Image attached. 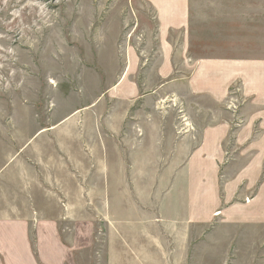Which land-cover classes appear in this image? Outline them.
Here are the masks:
<instances>
[{
	"label": "rangeland",
	"instance_id": "1",
	"mask_svg": "<svg viewBox=\"0 0 264 264\" xmlns=\"http://www.w3.org/2000/svg\"><path fill=\"white\" fill-rule=\"evenodd\" d=\"M155 11L150 0H0V220L34 219V212L37 219L56 218L58 239L69 251L65 264L111 263L107 247L114 226L108 222L118 220L128 246L137 244L139 236L130 225L119 223L123 206L101 205L102 179L92 167L97 159L80 158L78 166L84 173L75 175V183L65 182L62 162H53V157L65 159L66 153L74 156L75 151L66 149L60 136L64 132L53 131V124L68 119L75 123V134L88 141L99 124L100 133L107 125V137L120 133V122L122 135H130L131 118H156L152 103H163L168 113L163 117L174 125V139H184L181 145L186 148L198 146L212 118L232 124L222 143L226 156L218 164L216 183L211 184L218 200L216 211L185 224L186 237L179 238L185 240L184 255L155 252L154 264H173L170 257L179 258L180 264H264L263 100L260 109L248 106L256 98L237 96L236 83L227 100L242 101V112L217 110L202 97L197 102L188 99L184 107L177 96L156 101L152 94L164 80L188 77L195 60L264 62V0H189L187 34L171 29L165 36L171 71L164 79L154 72L163 64ZM131 84L137 93L129 92ZM255 114L260 117L249 120ZM135 132L141 135L139 129ZM53 137L59 140L55 151ZM142 176L146 174L137 175ZM185 177L188 184L189 175ZM53 183L70 191L68 201L73 205L50 204L53 199L39 197L34 190L29 196L32 205H26L25 187L42 188L53 196ZM75 184H83L87 204L73 197ZM190 194L186 190L187 198ZM27 224L30 259L0 252L1 264H53V245L43 237L46 233L39 237L35 222ZM153 232L155 244H177V237L168 239L156 223Z\"/></svg>",
	"mask_w": 264,
	"mask_h": 264
},
{
	"label": "crops",
	"instance_id": "2",
	"mask_svg": "<svg viewBox=\"0 0 264 264\" xmlns=\"http://www.w3.org/2000/svg\"><path fill=\"white\" fill-rule=\"evenodd\" d=\"M150 1L160 21L162 38L160 60L163 64L154 72L156 76L164 79L169 76L171 71L169 64L171 50L165 36L171 29H179L187 34L189 0ZM184 42L187 46V35L184 37ZM182 58L186 61V51H184ZM195 61L193 72L188 77L179 75L176 80L162 81L157 90L152 92L156 101L167 95H173L177 96L185 107L188 99L189 101L194 99L193 102H197V99L202 97L208 99L217 110L231 113L232 109L239 108L242 112L244 109L242 105L240 106L242 101L240 103L228 101L230 87L236 83L239 85V90L237 89L235 93L237 96L247 98L248 95L253 94L256 102L248 103V106H253L254 109L262 107L263 103L260 100L262 99L264 102V62L233 58ZM129 92L137 93L136 86L131 84ZM154 103L152 104L153 110L156 111V118H144L143 120L131 118L129 130L132 131V134L130 135H122L123 129L120 122L118 124L120 133L113 131V135L107 137L105 134L107 125H104L105 129H102L100 133L99 124L96 128L97 134H93L94 137L88 141L85 136L80 137V135L75 134L73 130L75 123L68 119L53 124V131L62 129L64 132L60 136L64 138L67 145L66 149L71 150V153H73L72 150L75 151L74 156L66 153L65 159L53 157V162L57 160L62 162L60 172L64 174L65 182L75 183V175L84 173L81 166H78L80 158L97 159L92 167L96 166L99 177L102 179L103 201L101 205H113L119 209L123 206L124 211L119 214L121 215L119 223L130 225V228L135 229L133 234L139 236L137 244L128 246L123 243L126 237L121 231L122 229L118 228V220L114 219V221L108 222L110 227L114 226L113 233L110 235L112 244L107 247V253L111 259L109 264H117L119 261L128 264H154L153 253L155 252L184 255L186 252L185 240L179 242V238L184 239L186 237L185 224L200 221L203 214L208 217L210 213L216 211L218 200L216 194H213L214 189L211 184L216 183L218 164L223 162L226 156L222 143L231 134L232 121L212 118L209 123L211 126H208L201 134V142L196 148L190 149L181 145L184 139H174V125L168 122L169 119L163 117L168 115L164 104L156 105ZM259 117V114H255L253 117H249V120H257ZM109 128L111 127L109 126ZM138 129L141 133L139 136L137 135L138 132H135ZM108 130L110 131V129ZM166 131L169 132V136H167ZM58 143L59 140L53 137V151L58 149ZM162 147L167 148V151L163 152ZM74 157L77 165L75 168L73 167ZM257 157L260 155L257 154ZM156 173H158V177L154 178ZM138 174H146V176L138 178ZM186 174L189 175L188 184L186 183ZM206 175H209L208 180H205ZM139 181L140 184L138 185ZM155 181H158L157 185H155ZM207 185L209 186L207 187ZM33 188L25 187L27 206L32 205L30 202L32 197H29L32 190L39 197L53 199V201L48 202L53 205L67 207L74 204L68 201L72 195L66 187H58L53 183V193L51 192L53 196L41 187V189ZM72 189H74L73 197L76 195L79 203L82 200L83 203L81 202V204H87L83 201V184H75ZM155 189H158L157 195H155ZM186 190L191 191L188 198ZM202 192H204L203 198L201 197ZM155 202H159V204L155 205ZM32 215H35L34 219L24 218L18 222L0 220V252L18 254L23 257L24 261L29 260L31 252L28 244L27 223L33 220L35 222V234L36 229L39 237L46 233L43 237L49 240V246L53 245V264H65L69 251L63 247L58 239L54 224L57 219L41 220L37 219L35 212ZM63 218H68V215ZM14 223L18 226H15ZM155 223L157 229L161 228L162 234L165 231V236L168 239L177 237V244L170 245V247H163L167 244H155L153 234ZM157 239L160 238L157 237ZM168 260H173V264H180L177 257H170ZM162 264L167 263L163 262Z\"/></svg>",
	"mask_w": 264,
	"mask_h": 264
}]
</instances>
